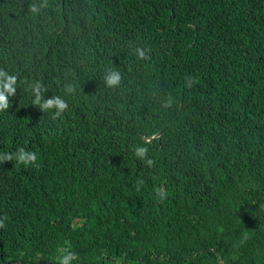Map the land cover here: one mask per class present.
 <instances>
[{"label":"trees","instance_id":"16d2710c","mask_svg":"<svg viewBox=\"0 0 264 264\" xmlns=\"http://www.w3.org/2000/svg\"><path fill=\"white\" fill-rule=\"evenodd\" d=\"M0 73V264H264V0H0Z\"/></svg>","mask_w":264,"mask_h":264},{"label":"clouds","instance_id":"9594fccd","mask_svg":"<svg viewBox=\"0 0 264 264\" xmlns=\"http://www.w3.org/2000/svg\"><path fill=\"white\" fill-rule=\"evenodd\" d=\"M139 55H143L142 52L138 53ZM119 75L118 73L112 72L110 73L108 77V83L109 85H114L119 83ZM7 81V82H5ZM14 83L15 79L14 77L10 75H6L4 73H0V109H4L8 106V97L13 94L14 92ZM36 99L37 102L40 99L39 92H36ZM44 108H53L55 107L57 110V114L62 112L66 108V104L63 103L62 101L59 100H47L43 104ZM147 149L145 147H137L135 149V155L138 158L145 159L146 162L151 165L152 160L147 159L146 157ZM4 159H11V157L4 156ZM36 159L35 154L33 153H28L25 154L23 151L20 152V154L16 157V160L21 161V162H30L34 161ZM159 197L161 199L164 198L165 193L164 191H159L158 193ZM75 259V254L71 251H68L64 248H58L57 249V255L55 257V260L57 261V264H73V261Z\"/></svg>","mask_w":264,"mask_h":264}]
</instances>
